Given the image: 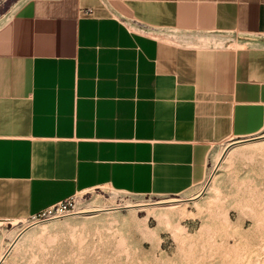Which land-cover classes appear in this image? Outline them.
Masks as SVG:
<instances>
[{
    "label": "crops",
    "instance_id": "0c3cea01",
    "mask_svg": "<svg viewBox=\"0 0 264 264\" xmlns=\"http://www.w3.org/2000/svg\"><path fill=\"white\" fill-rule=\"evenodd\" d=\"M262 135L264 0H0V259L90 190L190 199Z\"/></svg>",
    "mask_w": 264,
    "mask_h": 264
},
{
    "label": "rangeland",
    "instance_id": "374dc122",
    "mask_svg": "<svg viewBox=\"0 0 264 264\" xmlns=\"http://www.w3.org/2000/svg\"><path fill=\"white\" fill-rule=\"evenodd\" d=\"M222 155L190 199L102 187L73 197L69 216L17 224L0 264H264V135Z\"/></svg>",
    "mask_w": 264,
    "mask_h": 264
},
{
    "label": "built area",
    "instance_id": "2783aa9c",
    "mask_svg": "<svg viewBox=\"0 0 264 264\" xmlns=\"http://www.w3.org/2000/svg\"><path fill=\"white\" fill-rule=\"evenodd\" d=\"M73 210H74L73 198H70L40 212L35 216H32L28 220V222H30L31 225H34V224L49 222L52 220L61 219L71 215L73 213Z\"/></svg>",
    "mask_w": 264,
    "mask_h": 264
},
{
    "label": "bare ground",
    "instance_id": "6f19581e",
    "mask_svg": "<svg viewBox=\"0 0 264 264\" xmlns=\"http://www.w3.org/2000/svg\"><path fill=\"white\" fill-rule=\"evenodd\" d=\"M254 144H255V143H254ZM247 146H248V145H247ZM245 147H246V146H245ZM233 148H234V147H233ZM246 148H247V147H246ZM248 148H249V147H248ZM224 152H225V151H224ZM227 152H228V151H226L225 154H226ZM225 154H224V155H225ZM228 155H229V154H228ZM222 156H223V155H222ZM223 157H224V156H223ZM223 159H224V158H223ZM220 160H221V159H220ZM218 161H219V159H218ZM218 161H217V162H218ZM207 185H208V184H207ZM205 189H206V188H205ZM215 190H216V189H215ZM216 191H217V190H216ZM217 199H218V198H217ZM166 202H167V201H166ZM170 202H171V201H170ZM172 202H173V201H172ZM175 205H176V204L170 203V204H169V207H173V208H174ZM89 206H90V205H89ZM95 211H96V210H95ZM86 212H88V211H86ZM93 212H94V211H93ZM150 212H151V211H150ZM78 213H80V212H78ZM84 214H85V213H84ZM158 221H159V223H160L161 221L169 222V218H168V216H167L166 214H163V215L160 214V215L158 216ZM176 226H177V225H176ZM176 226H175V227H176ZM34 227H35V226H34ZM44 227H45V226H44ZM28 231H29V230H28ZM43 231H44V230H43ZM25 239H26V238H25ZM16 240H17V239H16ZM16 240H15V242H17ZM18 240H19V239H18ZM183 243H184V242H183ZM11 246H12V245H11ZM13 248H14V247H13ZM13 248H12V249H13ZM7 252H8V251H7ZM3 257H4V256H3ZM2 260H3V258L0 259V263L2 262Z\"/></svg>",
    "mask_w": 264,
    "mask_h": 264
}]
</instances>
